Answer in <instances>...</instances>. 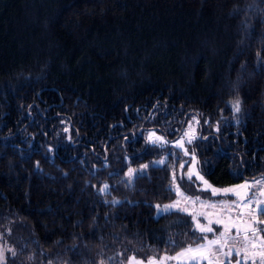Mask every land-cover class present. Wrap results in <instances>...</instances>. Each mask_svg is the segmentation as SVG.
<instances>
[{"label": "trees", "instance_id": "1", "mask_svg": "<svg viewBox=\"0 0 264 264\" xmlns=\"http://www.w3.org/2000/svg\"><path fill=\"white\" fill-rule=\"evenodd\" d=\"M192 117L187 150L209 183L264 179V0H0L6 264H124L199 244L189 216H155L173 182L190 188L189 159L144 139L172 143Z\"/></svg>", "mask_w": 264, "mask_h": 264}, {"label": "rangeland", "instance_id": "2", "mask_svg": "<svg viewBox=\"0 0 264 264\" xmlns=\"http://www.w3.org/2000/svg\"><path fill=\"white\" fill-rule=\"evenodd\" d=\"M197 124L195 118H189L181 137L172 143H168L161 134L154 131L144 134V139L148 145L169 152L172 150L177 151L189 159L183 178L191 182L190 188L188 186L183 188L179 183L173 182L174 200L157 205L159 207H155V216L158 217L172 212L189 216L195 230L202 235V241L186 249H195L199 245L210 247L214 264H235L237 259L242 262L246 260L247 264H253V261H255V264H260L261 257L258 253L264 251V243H262V238H264V215H258L255 209L264 207V194H262L264 193V179L227 187H215L209 183L198 171L195 156L189 154L187 150L188 145L192 144L197 138ZM157 137L161 139H157ZM178 142L182 143L183 147L177 146ZM165 157L153 161L151 165H162L165 162ZM160 161H163V163H159ZM129 170L124 175V181L127 184H131L135 176L145 173V167L131 169V175ZM240 185H249V187L241 188ZM213 189L221 191L213 194ZM224 189H230L231 191L224 192ZM245 204H249V207H245ZM166 205L172 207L165 208ZM202 228H210L212 231H201ZM253 229L256 230L254 235ZM245 236H248L249 239L245 240ZM211 240H216L218 243L210 245L209 241ZM253 244L256 247H253ZM186 249L174 255L164 254L159 258L148 260L129 258L124 264H136V261L148 264L150 260L154 261L155 264H208V260L203 256L195 252H185ZM0 250L2 249L0 248ZM182 252H185L183 256L178 255ZM237 252L240 253L239 256L236 255ZM225 253H230V255L226 256ZM253 253H257V255H253Z\"/></svg>", "mask_w": 264, "mask_h": 264}, {"label": "snow or ice", "instance_id": "3", "mask_svg": "<svg viewBox=\"0 0 264 264\" xmlns=\"http://www.w3.org/2000/svg\"><path fill=\"white\" fill-rule=\"evenodd\" d=\"M234 108H235V111L236 112H239L240 111L239 101H236L235 102ZM157 139H161V138L160 137H157ZM177 146L183 147L182 143H180V142H178ZM185 154L187 155V151L186 150H185ZM159 163H163V161H160ZM145 167H147V166H145ZM181 167H183V166L181 165ZM131 173H132V170L130 169L129 170V174L131 175ZM189 178H191V177H189ZM199 178L200 179H203L202 177H199ZM174 179H175V174H174ZM205 183H207V182L205 181ZM239 187L246 188V187H249V185H240ZM212 191H213V194H215L216 192L221 191V190L213 189ZM223 191L224 192H229L231 190L230 189H224ZM262 194H264V193H262ZM244 206L245 207H249V204H245ZM157 207H159V206H157ZM170 207H172V206L171 205H166L165 206V208H170ZM255 211L257 212L258 215H264V207L256 208ZM201 231L211 232L212 229H210V228H202ZM255 231L256 230L253 229V235L255 234ZM244 239L247 240V239H249V237L248 236H245ZM217 243H218V241H216V240L209 241V244L210 245H216ZM225 243H227V241H225ZM262 243H264V238H262ZM253 247H256V245L253 244ZM185 252H195V253H198L201 256H203L205 259L208 260V264H214V261L211 258V248L210 247H207V246H204V245H199L195 249H192V248L186 249ZM185 252L179 253L178 255L183 256L185 254ZM205 254H207V255H205ZM225 255L226 256L227 255H230V253H225ZM236 255L239 256L240 253L237 252ZM245 255H247V253H245ZM253 255H257V253H253ZM258 255L261 257L260 264H264V251L259 252ZM133 259H135V258H133ZM5 262H6V258L4 256V253H3L2 250H0V264H5ZM136 264H144V262H142V261H136ZM148 264H155V262L150 260L148 262ZM235 264H247V261L245 260V261L242 262L241 260L237 259L236 262H235ZM253 264H255V261H253Z\"/></svg>", "mask_w": 264, "mask_h": 264}]
</instances>
